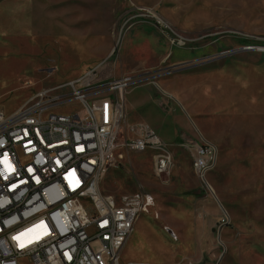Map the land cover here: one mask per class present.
Here are the masks:
<instances>
[{"label": "rangeland", "instance_id": "1", "mask_svg": "<svg viewBox=\"0 0 264 264\" xmlns=\"http://www.w3.org/2000/svg\"><path fill=\"white\" fill-rule=\"evenodd\" d=\"M254 46L264 0H0V106L13 113L104 60L135 76L121 135L145 122L172 154L158 175L154 152L125 151L102 178L108 194L154 199L130 242L143 241L136 260L264 264V49ZM205 141L218 150L212 189L193 165Z\"/></svg>", "mask_w": 264, "mask_h": 264}, {"label": "built area", "instance_id": "2", "mask_svg": "<svg viewBox=\"0 0 264 264\" xmlns=\"http://www.w3.org/2000/svg\"><path fill=\"white\" fill-rule=\"evenodd\" d=\"M107 65L43 88L13 113L0 106V264H121L136 222L153 205L144 191L115 196L101 188L125 151L154 152L158 175L172 165L149 124L129 125L121 135L125 93L136 77ZM73 101L81 112L56 110ZM193 156L195 173L212 189L207 176L217 147L199 143Z\"/></svg>", "mask_w": 264, "mask_h": 264}, {"label": "crops", "instance_id": "3", "mask_svg": "<svg viewBox=\"0 0 264 264\" xmlns=\"http://www.w3.org/2000/svg\"><path fill=\"white\" fill-rule=\"evenodd\" d=\"M138 233H139V221L134 226V229L131 232L130 236L128 237L126 244H125V246L121 252V264H142L136 260L137 254H135L132 247L137 245V244H141L140 242H143V241H141L140 239H136L137 241H135V242H139V243H136V244L131 243L130 244L131 240L136 238ZM144 264H147V263H144Z\"/></svg>", "mask_w": 264, "mask_h": 264}, {"label": "bare ground", "instance_id": "4", "mask_svg": "<svg viewBox=\"0 0 264 264\" xmlns=\"http://www.w3.org/2000/svg\"><path fill=\"white\" fill-rule=\"evenodd\" d=\"M182 42L184 43L185 41H182V40H181V42H179V43H180V44H183ZM251 49H257V50H258V49H264V46H258V47H255V46H254V47H252ZM163 91H164V90H163ZM165 92H166V91H165ZM133 229H134V228H133ZM132 231H133V230H132Z\"/></svg>", "mask_w": 264, "mask_h": 264}]
</instances>
